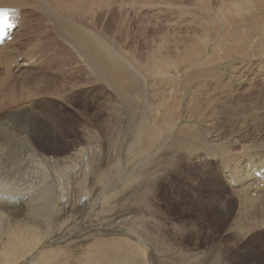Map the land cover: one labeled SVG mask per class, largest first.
I'll return each mask as SVG.
<instances>
[{"label": "bare ground", "instance_id": "1", "mask_svg": "<svg viewBox=\"0 0 264 264\" xmlns=\"http://www.w3.org/2000/svg\"><path fill=\"white\" fill-rule=\"evenodd\" d=\"M207 1L204 0V2ZM84 2L85 10H92L96 7L98 13H101L99 9L110 5V0H85ZM129 2L131 3V1ZM80 3L79 0H0V8H6V11H0V26L2 24L12 25V28L8 29L11 33L10 39H5L0 44V71L3 70V74L4 72L7 74L10 69L21 72L41 69L40 71L43 73L48 74L47 72H49L58 77L61 75L67 77L69 73L74 72L75 76H78V80L84 82L85 77L81 74L88 78V71L91 67V72L97 76H93L89 81L96 82L93 87L102 85L104 88H101L100 92L111 88L112 93L120 97L122 100L120 104L125 113V116L121 117L126 125L129 124L128 127H131L133 126V117H137V105L134 98L131 97V93L136 97L143 98L141 100L143 104L151 100L148 87L153 83L148 85L144 83L148 68L150 67L152 73L157 70L160 75H164L168 85L167 97L171 100L177 91L175 82L172 81L173 77L176 74H184L183 78L187 79L186 75H190L197 68L195 60L203 51V44L200 42L201 40L199 43L202 46L192 44L191 39L180 37L174 42V48L169 49V46L164 45V42L168 43V40L152 41L155 46L150 48V53H147V59L141 67L131 57L129 58L134 63L125 56L123 58L122 54L99 34L86 33L80 28L72 27L76 23L71 18L72 15L82 12L83 15H87L84 12V6ZM248 6L262 10L264 0H243L236 3L238 10H246ZM33 8L44 13V22L50 24V33L48 30L44 32L43 28L42 31H39L44 35L39 36L40 33H37V30L33 29L32 31L30 27H27L25 20L29 16H34ZM108 12L105 11L104 14ZM92 13L95 15L94 12ZM102 13L99 15L100 21ZM94 15L92 16L95 17L96 15ZM96 18H91V21ZM31 19L33 20V18ZM84 20H82L83 23ZM102 20L104 21L105 17ZM100 21L97 22L100 24L102 22ZM24 29L30 30L25 32ZM237 31L240 32V30ZM30 33L35 38L34 42L26 38ZM20 37L22 38L19 39ZM163 38L168 39L170 36H163ZM173 41L171 40L172 43ZM18 42L19 45H17ZM62 44L69 46L75 52L73 50L70 52ZM53 45L55 52L52 51ZM21 47L25 49L20 53L17 49ZM35 47H42L43 60L38 52L31 49ZM149 61L151 63L147 65ZM246 63L244 62V64ZM139 64L141 65L140 62ZM231 64L232 61L225 66H232ZM244 64L241 66L239 74H234V77H239L244 68L246 69ZM42 65L45 68H41ZM49 65H52V68ZM46 78L42 76L40 81L36 82L35 93L30 95V100L33 97L36 100L42 98L39 101L31 102L41 115L36 113L32 115L28 111H15L16 114L11 115L16 116L18 120L20 119L18 116L21 119L7 127L19 126L30 134V136H25L24 141L22 140L23 147L26 145L27 150L30 151V157L23 160L29 161L32 165L33 163L34 165L38 164L42 175L46 177L49 184H37L29 187L30 170L23 166L20 174L22 159L16 160L10 167L7 163L0 167L1 170H7L8 178L15 179L12 182L19 183L17 188L19 191H16L15 194H24V197L19 201L10 199L11 197H3L4 200H0V264H148V262L149 264H183L182 253L172 241L175 240V235H168L169 242H167L169 239L156 242L154 239L148 238L155 247L147 256L145 246L136 237L137 233L133 232L135 228L131 226L133 222L131 218L126 222H121L123 219H119L124 214L131 217L139 212L134 211L135 207L133 208L132 205L135 203L136 197L133 198V195L136 194V190L145 192L152 189L157 181V176H160V169L163 168L162 166L158 168L156 164L160 163L164 157L174 159L177 153L181 155L183 151H178L179 147L189 150L186 144L192 140L187 135L195 137L194 143L204 156L220 154L223 168H218V172L225 177V182L231 189H236L242 195L252 187L255 196L260 190V195L255 199L249 195L243 197L244 207L241 210L237 208L239 216L235 215L232 220V225L236 229L235 239L238 236L237 243L252 244L255 241L256 237L249 233V226L256 218L260 208L264 207L262 206L264 205V151L254 153V150H249L252 148L251 146L243 145L240 147L243 150L238 154L230 156L223 153L226 150H231L227 143L229 141L223 136V141L217 142L216 139L220 136L217 134H220V130L208 118L211 106L206 110L202 120H193L192 118L193 113L204 108L202 104H198L197 107L192 100H189V114L186 115L180 108V112L184 116H188L185 119L187 123L198 125L196 132L190 131L192 128L182 127L185 128L183 130L180 127L179 123L183 121L182 114L179 117L176 110L173 111L171 108L172 106L166 109H156V116L160 120L151 118L150 130L148 128L142 130V134L138 136L136 148L127 145L126 139L121 138L117 149H109L101 156V150H96L94 146L83 147L76 141V146L73 145L69 149L60 145L55 136L50 134L54 130L64 131L67 129V126H62L57 120H65V116L62 114L51 124L46 125L43 122V117L45 118L43 109L48 106V99L63 97L64 93L70 89V85L54 80L53 77ZM187 94L189 93L187 92ZM70 95H65L60 100L68 101ZM145 106L153 111V107H149L148 104ZM151 110H147L146 113H152ZM2 116L8 117L6 114L0 115V117ZM9 119H15V117H9ZM86 125L92 127L88 121H86ZM191 126L195 128L194 125ZM7 127L0 125V144L7 145V142L14 140V134ZM41 136L42 138L36 140ZM182 136H185V139H180ZM43 138H46V144L40 147L41 151H37L32 142L34 140L39 142ZM53 140L56 141L55 145L48 148V144ZM162 140L176 142L166 144ZM173 147L177 149L175 150ZM19 152L20 150L14 156ZM132 184H136L134 192L130 189ZM144 201V205L149 207V197L141 199L140 194L137 201L139 207L136 209H141ZM123 205L124 207L121 208ZM113 207L117 209V212H112ZM5 213L8 215L4 218ZM259 216V219L253 224L264 230V211ZM118 222H121L122 225L117 224ZM253 224L251 225L253 226ZM142 233L146 234V232ZM250 238L254 240H250ZM214 257L218 258L217 254L213 253L212 258ZM192 259L190 257L187 261L191 262ZM212 262H214L212 264H219L213 260ZM192 264L195 263L192 262Z\"/></svg>", "mask_w": 264, "mask_h": 264}, {"label": "rangeland", "instance_id": "2", "mask_svg": "<svg viewBox=\"0 0 264 264\" xmlns=\"http://www.w3.org/2000/svg\"><path fill=\"white\" fill-rule=\"evenodd\" d=\"M79 1L84 6L85 0ZM115 1L110 0L111 6H108L111 8L107 6L112 10L109 11L107 7L102 8L103 10L99 9V12H103V16L100 17L103 19L105 17V22L102 18V22L100 21L101 13H98L96 7L92 10H85L84 6V12L87 15H83V12V14L72 15L71 18L76 22L72 27L80 28L86 33L99 34L106 42L114 46L123 58L124 56L128 59L131 57L141 67L147 59L150 48L155 46L152 41L168 40V43L165 41L164 45L173 49L174 42L180 37L191 39L192 44L198 45H201L199 43L201 40L200 42L203 44L201 46L204 49L195 60L197 68L190 75H186L187 79L183 78L184 74H176L173 77L172 81L175 82L177 89L174 97L171 100L167 97L168 85L164 75H160L157 70H154L153 74L149 67L144 83L147 85L153 83L148 87L151 100L143 104L141 102L143 98L136 97L131 93V97L134 98L137 105V117H133V126L128 127L129 124L126 125L122 119L125 116L120 104L122 100L112 93L111 88L100 92V89L104 88L102 85L93 87L96 82L89 80L97 75L91 72V67L88 71V78L81 74L85 77L84 82H80L74 72L69 73L67 77L63 75L58 77L49 72H47L48 74L43 73L40 71L41 69L23 70L22 72L10 69L7 74L5 72L3 74L2 70L0 71V115L6 114L8 117H0V125L7 127L9 124L18 122L21 117L18 116L20 118L18 120L16 116H12L18 110L28 111L32 115L40 114L31 102L39 101L42 98L36 100L33 97V100H30V95L35 93L36 82L45 76L46 79L53 77L54 80L70 85V89L64 93L65 95L71 94L68 101L60 100L65 95L50 98L48 106L43 109L45 116L43 122L46 125L51 124L64 114L65 120H57L62 126H67V129L64 131L54 130L50 134L55 136L60 145L69 149L73 145L75 147L77 141L83 147L94 146L96 150H101L100 155L102 156L109 149H117L121 138L126 139L127 145L136 148L138 136L142 134V130L144 128L150 130L151 118L160 120L156 116V109H166L172 106L173 111L176 110L180 117L182 114L180 108L184 110L185 115L189 114V100H192L197 107L198 104L204 106L192 114L193 120H202L206 110L211 106L212 112L209 111L208 118L220 130V134H217L220 135L216 139L217 142L223 141V136L230 142L226 141L231 150H226L223 153L230 156L238 154L243 150L240 149L243 145L251 146L252 148L249 150H254V153L264 151V7L260 6L262 10H257L248 6L246 10H238L236 3L243 0H208L207 2L204 0H119L122 3L118 0ZM111 2L114 3V6ZM32 11L35 12H33L34 16H29L30 18L27 17L25 20L27 27H30L32 31L33 29L37 30V33H40L39 36L44 35L41 32L43 28L44 32L48 30L50 33V24L44 22V13L36 8H33ZM105 11L109 12L104 14ZM92 12L96 16L98 15L97 18ZM36 17L37 19H35ZM91 18L96 19L91 21ZM93 21L96 23L94 24ZM27 30L30 29H24L25 32ZM163 36H170V38L165 39ZM33 37L30 33L26 38L34 42L35 38ZM171 40H174L173 43ZM62 46L70 52L73 50L69 46L63 44ZM38 48L40 49L38 50ZM53 48H55L54 45L52 51L55 52ZM24 49L21 47L17 50L21 53ZM31 49L38 52L43 60L42 47ZM235 59L238 60L233 61ZM133 60L131 61L134 63ZM71 61L73 62V59ZM231 61L232 66H225ZM244 62L247 63L244 64ZM150 63L151 61L147 65ZM243 64L246 65V69L244 68L239 77H234V74H239ZM49 66L52 68V65ZM41 68H45L44 65ZM69 69L73 71V69ZM234 71L235 73H233ZM24 80L27 81L24 82ZM145 104L153 107V111ZM147 110H151L152 113L147 114ZM184 114H182L183 121L179 123L180 127L192 128L190 130L192 132L198 131V125L187 123L185 119L188 116H184ZM9 117H15V119H9ZM62 121L63 123H61ZM86 121L92 127L87 126ZM191 125H194L195 128ZM7 129L14 134V140L7 142V145L0 144V167L6 163L10 167L16 160L22 159L20 174L23 166L30 170L29 187L37 184H49L46 177L42 175L38 164L34 165L33 163L32 165L29 161L23 160L30 157V151L27 150L26 145L23 147L22 140L24 141L25 136H30V134L19 126L7 127ZM187 136L192 140L186 144L189 150L184 147L178 149L173 147L183 153L181 155L177 153L174 159L164 157L160 163L156 164L158 168L160 166L163 168L160 169V176H157V181L151 190L145 192L136 190V194L133 195V198L136 197L135 203L132 205L133 208L135 207L134 211L139 212L131 217L124 214L120 216L119 220L123 219L121 222H126L131 218L133 221L131 226L135 228L133 232L137 233L136 237L145 246L147 256L155 247L148 238H152L156 242L164 239L167 241L168 235L173 234L175 240L172 241L182 253L183 264H192V262L212 264L214 263L212 260L219 264H264V230L253 224L259 219V214L263 213L264 207L260 208L256 218L251 222L253 226L251 224L249 226V233L256 237L252 244L237 243L238 236L235 239L236 229L232 225L233 217L239 216L237 208L241 210L244 207L243 197L249 195L255 199L260 195V190L255 196L252 187L242 195L236 189H231L226 184L225 177L218 172V168L222 167L220 154L204 156L194 143L195 137ZM40 138L42 136L36 140ZM180 139H185V136ZM36 140L32 142L33 147L37 151H41L40 147L46 144V138L40 140L41 142ZM175 142L169 140L164 143L173 144ZM55 143L56 141H51L48 148H51ZM19 150L18 155L14 156ZM7 174V170L0 169V200H4L3 197H11L10 199L19 201L24 197V194H15L16 191H19L17 189L19 183L12 182L15 179L8 178ZM135 186L136 184L130 186L133 192ZM140 194L141 199L149 197L150 202L148 207V205H144V201L141 205L142 208L138 210L136 207H139L137 201ZM123 207L124 205L121 208ZM112 212H117V209L113 207ZM7 215L8 213H5L3 217L5 218ZM121 222L117 224L122 225ZM142 232H146V234ZM250 240L254 239L250 238ZM169 241L170 239L167 242ZM213 253L217 254L218 258H212ZM190 257L193 259L188 262Z\"/></svg>", "mask_w": 264, "mask_h": 264}]
</instances>
